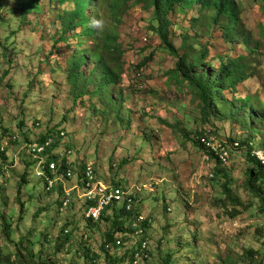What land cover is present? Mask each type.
Here are the masks:
<instances>
[{"label": "rangeland", "instance_id": "374dc122", "mask_svg": "<svg viewBox=\"0 0 264 264\" xmlns=\"http://www.w3.org/2000/svg\"><path fill=\"white\" fill-rule=\"evenodd\" d=\"M237 1L248 39L230 45L220 31L213 28L206 32L199 24L192 25L195 10L171 16V41L179 49L184 32L197 34L199 43L209 46L210 60L217 69L230 57L247 56L254 76L227 95L232 100L252 98L257 119L252 118L254 124L248 127L231 117L211 125L203 123L199 100L174 73L177 59L163 48L152 28V9L128 0L122 12L118 27L124 52L122 81L110 87L116 103L109 107L106 94H90L75 101L68 63L77 40L71 39L70 46L53 44L61 27L58 13L63 8L72 10L73 5L51 7L44 1L40 12L23 19L20 12H13L15 6L10 0H0V151L5 148L9 157L6 164L0 155V165L6 169H0V251L7 256L16 252V245L6 234L9 225L13 242L22 250L36 247L37 255L43 248V259L53 253L43 234L57 235L72 218L86 228L79 193L68 215L58 214L56 195L49 196L38 177L40 164L33 165L30 182L19 194L28 170L24 161L27 139L38 141L50 130L65 132L62 150H72L70 158L79 171L84 165H92L100 181L121 183L140 201V212L152 221L148 231L151 258L141 264H162L170 255L174 264H186L189 258L192 264H223L227 258L243 257L245 250H264V215L253 209L232 218L222 203L223 186L229 180L245 206L253 201L246 188L251 167L249 149L229 147V165L222 167L224 174L215 180L217 164L210 162L195 142L199 133L211 129L220 146L254 137L258 150H264V3ZM94 63L90 62L86 75ZM144 63L146 66L139 69ZM90 88L94 91V86ZM252 127L259 129L256 137ZM76 185L74 180L68 187ZM22 201L28 213L24 222ZM108 224H100L89 241L97 251ZM65 263L71 264V259Z\"/></svg>", "mask_w": 264, "mask_h": 264}, {"label": "trees", "instance_id": "16d2710c", "mask_svg": "<svg viewBox=\"0 0 264 264\" xmlns=\"http://www.w3.org/2000/svg\"><path fill=\"white\" fill-rule=\"evenodd\" d=\"M44 1L51 7L55 4L62 8L69 5L74 7L72 10H64L63 8V12L58 13L57 17L60 20L61 27L60 30H56L53 44L55 47L59 43L70 46L71 39L77 40V46L74 47L68 63V81L72 84L75 101L90 94H106L108 106H113L116 100L110 95V87L122 81V58L124 54L119 43L118 27L122 20V12L127 9L128 0H10L15 6L13 12H20L23 19L33 12H40ZM258 1L264 3V0ZM133 5L153 10L154 25L152 28L161 39L163 48L177 59L174 73L181 83L191 88L193 94L199 100L203 123L211 125L216 120L231 117L238 120L244 127L253 126L252 118L257 119V110L253 105L254 102L252 103V98L232 100L227 95V91L235 92L240 84L254 76L251 66L246 62L247 56L242 55L235 59L230 57V59L224 60L221 67L217 69L210 60L209 46L201 45L197 34L192 36L184 32L182 45L179 49L171 41V28L174 27V20L171 16L195 10L197 15L191 19L192 25L199 24L206 32H210L213 28L215 31H220L230 45H234L241 39H248L250 35L245 33L244 29L242 30L243 19L239 2L237 0H134ZM93 21H99V26H95ZM250 51L256 53L252 47H250ZM91 61H94L96 65L86 75L85 70H87ZM148 61L149 59L146 60V63ZM146 63L140 65L139 69L146 66ZM92 77H95V81ZM91 86H94V91H91ZM81 91L82 93H79ZM103 112L105 111L103 110ZM19 128L22 129L23 126L20 125ZM252 128V135L256 137L255 132L259 129ZM210 130L206 129L199 133L195 142L207 155H211L212 161L217 164V176L214 177L215 180H218L225 172L222 167L226 165L202 141L206 137H211L217 142L218 138L216 137V140L215 135ZM61 133V130H50L43 133L38 141L27 139L28 154L24 157V161L28 166V170L23 175L19 194L22 195L23 188L29 184L30 171L34 164H39L44 158H47L48 162H57L58 169L55 174L50 172L49 165L45 166V172L49 177L58 179L55 187L51 191H47L49 182L46 178H41V182H43L49 196L56 195L58 214L68 215L67 211L75 207L74 199L76 198L75 196L69 208H64L62 200L64 189L72 181L67 178L69 160L66 158L64 161H60V158L53 154V150L60 147L66 139L61 136ZM48 138H54L55 145L47 152L45 157L41 156V160L37 159L30 152L31 146L44 143ZM253 139L254 137L242 142L239 140L228 141L221 145L222 148L237 149L236 144L239 143L241 145L240 149L246 147L249 149L251 167L247 172L246 188L253 201L245 206L234 193L230 180L223 186L225 199L222 200V203L227 207V214L232 218H237L253 209H258L259 214L264 215V164L255 156L256 151L264 150H258ZM68 149L71 150L69 147ZM0 155L3 162L7 164L9 157L5 148L0 151ZM86 167L84 165L78 171L81 178ZM73 168L78 169L75 163ZM0 169H3L4 172L6 170L3 164L0 165ZM115 186L124 187L121 183L115 184ZM138 202L140 203V201ZM25 204L26 202L22 201V205L25 207L23 222L28 214ZM83 207L84 210L81 216L84 223H86L85 229L82 228V224L80 226L81 222L79 220L72 218L65 221V225L57 235L53 236L52 233L43 234L46 243L53 247V253L48 256V259L42 258L45 255L43 248L40 255H37L36 247L22 250L20 245L15 244L12 240V226L9 225L6 234L12 243L16 245V252L7 256L3 251H0V264H66V259H71V264H133L136 253L135 248L140 245L137 237L138 233L133 229V222L134 217L141 213L140 207L138 206L135 212H128L125 208L120 211L109 208L111 210H106L98 223L86 219L85 204ZM240 208H242L241 212L238 211ZM111 211L114 213L113 215L110 214ZM105 221L109 223L108 230L102 236L103 241L99 251H97L89 241L92 240L95 230H99V225L105 223ZM147 227L151 229L152 224L147 223ZM148 236L149 233H147L146 239H150ZM133 238L137 242L132 243ZM118 239L123 241L121 247L117 246ZM195 239L199 241L197 237ZM24 245H22L23 248ZM182 248L183 254L185 245H182ZM173 257V255H170L162 264H174ZM149 261L147 260L146 263ZM186 261V264L194 262L190 258ZM223 264H264V250L262 248L259 250H245L243 257L236 260L227 258L223 261Z\"/></svg>", "mask_w": 264, "mask_h": 264}, {"label": "built area", "instance_id": "2783aa9c", "mask_svg": "<svg viewBox=\"0 0 264 264\" xmlns=\"http://www.w3.org/2000/svg\"><path fill=\"white\" fill-rule=\"evenodd\" d=\"M61 136L66 138L65 132H62ZM202 141L213 153H216L220 157L224 165H229L231 151L228 147L222 148L211 137H206ZM53 145H55V139L48 138L44 143H37L31 146L30 152L34 154L37 159H40L41 156H46L47 152L53 148ZM236 145L238 147L240 146L239 143ZM53 154L58 156L60 161H64L66 158H68L69 169L67 171V178L77 182V185L74 187L69 188L68 186H65L64 195L62 198L65 209L71 206L74 197L77 195V193H79L78 196L85 204L86 219L92 221L93 223H98L102 218L103 213L109 208L116 209L117 211L125 208L128 212H135V210H137L139 202L135 196L124 187H119L100 181L94 166L87 165V167L84 169L83 177L81 178L78 174L79 169L73 168L74 162L70 158V155L73 154L72 150L66 149V151H63L61 144L60 147L53 150ZM255 156H257L264 164V151H256ZM207 159L211 162L212 156L208 155ZM39 164L41 165V171L38 173V177L40 179H47L49 182L47 191H51L55 187L58 179L50 178L45 172V166L49 165L50 172L55 174L58 169V163L48 162L47 158H44ZM110 213H112V211ZM134 218L135 220L133 222V229L138 233L137 237L139 238L140 245H137L135 248L136 253L133 264H141L145 260H149L151 258V242L149 239H146V237L149 231L147 223L152 224V221L151 219H148L143 213H139ZM122 245L123 241L118 239L117 246L121 247Z\"/></svg>", "mask_w": 264, "mask_h": 264}, {"label": "clouds", "instance_id": "9594fccd", "mask_svg": "<svg viewBox=\"0 0 264 264\" xmlns=\"http://www.w3.org/2000/svg\"><path fill=\"white\" fill-rule=\"evenodd\" d=\"M93 24H94L95 26H99L100 22H99V21H93Z\"/></svg>", "mask_w": 264, "mask_h": 264}]
</instances>
